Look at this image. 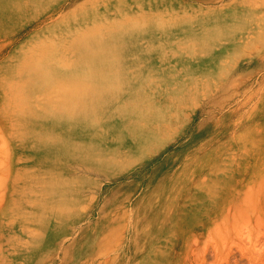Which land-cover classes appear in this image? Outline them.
Listing matches in <instances>:
<instances>
[{
    "label": "rangeland",
    "instance_id": "obj_1",
    "mask_svg": "<svg viewBox=\"0 0 264 264\" xmlns=\"http://www.w3.org/2000/svg\"><path fill=\"white\" fill-rule=\"evenodd\" d=\"M262 30L264 0H0V264H26L31 241V264H264ZM95 50L108 66L119 55L123 81L94 94L92 122L68 126L82 148L59 165L68 204L22 224L43 176L22 100L58 98ZM58 61L70 64L52 81ZM78 82L90 96L94 80Z\"/></svg>",
    "mask_w": 264,
    "mask_h": 264
},
{
    "label": "bare ground",
    "instance_id": "obj_2",
    "mask_svg": "<svg viewBox=\"0 0 264 264\" xmlns=\"http://www.w3.org/2000/svg\"><path fill=\"white\" fill-rule=\"evenodd\" d=\"M7 8L10 9L9 7ZM197 22L199 23L201 27L202 21L197 20ZM193 44L200 45L201 43L198 41H194L190 43V45H193ZM89 47H90L89 45H86L83 42L77 43V45L74 47V52L76 54L75 59L80 60V61L85 60L83 58L84 51L88 52ZM48 53L47 54L43 53L42 56L39 57L40 58L39 61H43V63H45V61H48V59L51 57V56L48 57ZM98 53L100 52H98V50H95L91 52V55H89V58L86 61H90L92 63H90L91 65L84 67L87 70H83V72H80V71L74 72V73H70L69 75L68 74L66 75V78L64 79L65 81L62 80L63 83H61L64 85H60V87H58L59 88L58 89L59 95L57 96L58 98H52V97L50 98V97H47L46 94H44V96L40 98L41 99L39 101L40 103L36 102L35 95L37 92L36 93L33 92L34 90L31 88L30 90L31 92H29L27 97L25 96L26 98H23L22 100L23 103L24 102L26 103V107H25L26 109H23L24 110L23 115L21 119L17 121V125L20 127L23 136H26L30 140L34 137L33 135L38 134L39 136L38 142H41V146L36 147L35 150L42 152L38 162L40 164V168L42 169L41 172L43 173V176L39 178L40 190L38 192L35 193L34 191H32L34 187L33 189H25L26 194H24L22 199L24 200L23 203L25 204L26 207L23 208V212L21 215V220L23 222L22 224H40V227L43 228L45 227L44 225L51 223L50 221L53 220L54 215H56L57 213H60V211L63 210V206L65 204H68L67 191L69 189L70 183L67 182L65 179L66 172H65L64 165H62V167H60L59 165L62 164V162L67 157H69L68 156L69 154L79 157V155H77V152L79 153L82 150V148L74 147L73 145H71V142L68 136L69 135L68 126L70 127V130H71L72 126L74 127V125L79 126V125L85 124L87 121L92 122L91 120H94V118L97 116V113L94 112L95 107H96V105L95 107L93 105L94 102H96V104L98 105H99L98 102L100 103L103 102L99 98L97 100H94V97H93L95 96L94 94L98 93L97 96L102 98L101 95H102V92H104V94L109 96L113 94L112 92L115 91L116 89L115 86H117V84L123 81L122 78L125 76V74L120 71L122 69V65L118 60L119 55L117 54L116 60L113 62L114 64L113 65L109 64L108 66L107 65L108 62L105 58L106 55L102 53L101 54H98ZM31 62L33 61L31 60ZM69 64L70 63H66L63 61L62 62L58 61L56 63L50 62L49 64H46V66H48V68L46 69L47 76H51L52 81L56 80L57 71L60 69L64 70L65 66L68 69ZM108 67H110L112 71ZM30 72L26 73L25 71L27 75L30 74ZM112 74H117V75L120 74V79H116L113 82H109L107 79L108 77H111ZM81 75L94 80V83L90 85L89 90H88V93L90 94V96L88 94L84 96L82 95V92L80 93L79 88H80L81 83L79 84V82L77 83L78 85L76 87L74 88L70 87L72 81L76 79L78 80V78H80ZM40 80H42V82L37 87V90H40L41 87H44V84H45L44 78H40ZM69 88L74 89V90H69ZM23 91L24 89L21 92ZM32 92L34 94H32ZM23 95H24V92H23ZM22 97L23 96H21V98ZM21 98H18V99L20 100ZM24 99L26 100L24 101ZM82 126L84 128V125ZM70 137H71V134H70ZM85 152H86V155L88 156L92 155L95 157V154L93 152L89 154V150L87 148ZM55 168L57 169L60 168L56 174L54 173ZM31 178L29 179V181L31 180ZM70 190L72 191V189ZM36 226L37 225H35L34 228H36ZM56 240H58L57 237H56ZM48 241L50 240L48 239ZM41 242H42V239H41ZM36 249L39 251H42L39 247L36 246V242L34 243L33 241L29 243V246L23 249L22 251L23 257L26 259L28 264H31V261L34 259V256H35L34 252ZM43 254L44 253H42V255Z\"/></svg>",
    "mask_w": 264,
    "mask_h": 264
}]
</instances>
